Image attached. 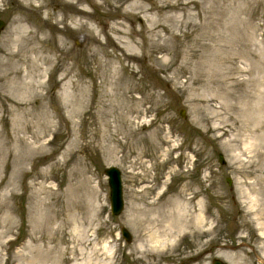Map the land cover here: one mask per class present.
Here are the masks:
<instances>
[{
    "label": "rangeland",
    "instance_id": "1",
    "mask_svg": "<svg viewBox=\"0 0 264 264\" xmlns=\"http://www.w3.org/2000/svg\"><path fill=\"white\" fill-rule=\"evenodd\" d=\"M30 1L0 0V264H258L264 0Z\"/></svg>",
    "mask_w": 264,
    "mask_h": 264
},
{
    "label": "bare ground",
    "instance_id": "2",
    "mask_svg": "<svg viewBox=\"0 0 264 264\" xmlns=\"http://www.w3.org/2000/svg\"><path fill=\"white\" fill-rule=\"evenodd\" d=\"M24 1H26V0H24ZM33 1H35V0H33ZM67 1H69V0H67ZM76 11H77V13H79L78 9ZM208 102H206V103H208ZM237 195H238V200L243 202L242 199L245 198L244 191L243 190H238V188H237ZM194 196H195L194 192L193 193H189L187 191V189H182V196L179 197V199L177 200V203L174 204L173 209H171V211H168V212H170V214L172 212V214L175 215L174 218H176V220H173L174 223L173 222L172 223L177 225L179 227V229L181 227H185L187 229L190 228V227H193L195 230H199L200 231L199 232L200 235H202V234H204L203 230H204V227L206 226L205 219H204V217L202 215V209H200V207L197 208L198 204H196V203H194V204L192 203L191 204V199ZM247 203H249V204H247L248 205V209H249V220L253 224V229L257 233L258 242H257L256 252H257V254L259 256L258 264H264V207H261L258 204V199L255 196H252L251 198H249V201ZM192 208L194 209V212H196L195 214H194L193 211H192L193 213H190V211L193 210ZM151 221L153 222L154 220H151ZM143 224H146V223H143ZM166 226L169 227L168 225H166ZM178 227H176V228L173 227L172 230L168 228L169 231L166 232V238L163 237L162 241H167L166 243L172 244L173 239H175V237L173 238L172 234H173V232L175 230H178L177 229ZM174 228H175V230H174ZM174 233H176V231ZM179 233H180V231H179ZM146 234H148V233H146ZM149 235H150L149 236L150 239H152L153 233H150ZM171 238H173V239H171ZM228 247H230L231 249L235 250L234 255L231 257V259L233 258L235 261H233V260L231 261L230 258L229 259L225 258V260L227 262H231V264H239L240 261H241V259L239 257V252H238V250L240 248L239 245H237L236 247L232 246V245L231 246L228 245ZM101 250H102V248H101ZM103 253H104V250H103ZM108 258H111V256H108ZM108 260H107V262H105V264H109L110 261H108Z\"/></svg>",
    "mask_w": 264,
    "mask_h": 264
},
{
    "label": "water",
    "instance_id": "3",
    "mask_svg": "<svg viewBox=\"0 0 264 264\" xmlns=\"http://www.w3.org/2000/svg\"><path fill=\"white\" fill-rule=\"evenodd\" d=\"M2 29V21L0 20V31ZM182 115V111L180 113ZM104 175L106 176L108 194H109V213L111 215L118 214L123 208L122 202V191H121V177L120 172L117 168L110 166L103 170ZM229 183V181H228ZM120 234L124 236L127 240L129 237L125 233L124 229L120 230ZM211 264H225L219 259H213Z\"/></svg>",
    "mask_w": 264,
    "mask_h": 264
},
{
    "label": "flooded vegetation",
    "instance_id": "4",
    "mask_svg": "<svg viewBox=\"0 0 264 264\" xmlns=\"http://www.w3.org/2000/svg\"><path fill=\"white\" fill-rule=\"evenodd\" d=\"M48 4H46V5H48L49 6V4L51 5V6H54L53 8H55V6L56 5H54V4H51V3H49V2H47ZM11 5H15L17 8H21V9H23V6L19 3V2H12L11 3ZM0 20L2 21V28L6 25V19L5 18H2L1 16H0ZM2 30V29H1ZM1 32V31H0Z\"/></svg>",
    "mask_w": 264,
    "mask_h": 264
}]
</instances>
